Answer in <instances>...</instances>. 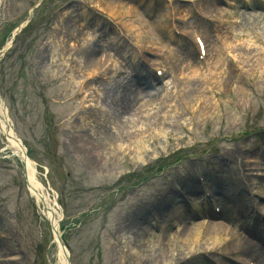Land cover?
Listing matches in <instances>:
<instances>
[{
	"label": "rangeland",
	"instance_id": "374dc122",
	"mask_svg": "<svg viewBox=\"0 0 264 264\" xmlns=\"http://www.w3.org/2000/svg\"><path fill=\"white\" fill-rule=\"evenodd\" d=\"M38 1L0 0V95L18 138L38 164L35 181L55 207L56 218H61L60 230L66 234L71 263L231 264L222 262L229 252L219 251L221 255L212 257L203 251L206 246L201 226L211 222L201 216L194 218L198 221L196 224L190 221L194 226L186 225L199 230L201 236L192 252L183 247L185 227L155 232L153 226L149 228L142 223L147 222L149 212L157 207V196L182 185L181 175L187 174L186 178L207 176L215 185L214 174H219L221 168L217 170L210 162L213 159L221 163L219 158L225 147L221 143L223 135L228 138L227 142L242 143L248 152L254 151L251 154L254 157L263 154L264 68L259 72L256 59L260 53L264 57V23L250 21L247 16L242 34H236L233 39L226 36L219 39V48L212 29L223 26L228 31V25L218 23L227 24L231 15L228 12L217 14L218 3L210 5L213 15H209L205 14L203 2L180 0L182 2L167 4L160 0L164 11L150 13L152 18L147 12L146 16L151 22L161 15L166 16L160 24L162 32L150 25L144 28L139 39L147 50H141L139 45L127 48L120 43L126 50H117L113 42L109 48L103 44L109 49L106 54L104 46L91 42L92 36L99 34V38L105 39L106 33L118 29L126 33V22L119 19L120 25H116L117 16L100 14L83 6H73L60 14L72 0H46L35 10L31 25L3 54L1 49L13 30L27 21ZM143 3L148 7L155 5L153 0H138L135 2L137 10L140 11ZM84 4L94 7L90 1ZM255 4L251 1L248 5L254 8ZM186 7L193 11L190 20L168 19L173 10ZM260 9L264 10V5H260ZM123 12L119 11L118 15ZM83 18L89 20L95 35H85L81 32L83 28L76 25L81 24L79 20ZM201 20L209 24L203 27ZM60 22L66 28L60 32L62 40L56 41ZM173 25L184 33V38L179 37L176 42L168 31ZM192 26L207 32L209 61L197 59L190 34ZM243 39H251L249 47L244 46ZM226 42L231 44V49L222 46ZM110 50L118 52L117 69L110 66ZM92 51L102 55L99 67H94ZM156 59L164 62L168 69L164 80L154 79ZM193 63L198 65L195 70L199 68L205 79L192 77V70L188 68ZM100 67L103 73L87 76ZM183 70H187L184 75ZM144 76L151 78L145 85L149 94H141V90L134 93L140 77ZM90 79L98 94L97 104L94 98L88 100L83 92L76 101H71L79 83ZM167 79L169 81H165ZM144 102H149V106L143 107ZM207 142L210 147L206 152ZM225 144L230 150L227 152L237 153L238 146ZM187 148L192 149V155L178 162L187 153H174ZM247 151L240 154L234 167L231 162L221 163L224 177L230 182L234 183L239 172L237 165L244 159L241 156L249 154ZM171 154V160L156 163ZM141 170L147 172L133 175ZM123 176L128 180L117 183ZM245 196L250 198L247 193ZM55 200L62 211L55 206ZM244 214L240 204L228 215L229 228L221 240L227 238L230 231L238 232L240 226L252 218L250 215L245 218ZM256 215L264 217V212ZM222 217H219L222 221L217 219L213 223H224ZM51 240V226L42 219L28 190L24 166L12 156L0 135V264H56V260L49 262L50 253L56 254ZM253 254L254 249H250V253L247 249L243 255L254 256L264 264L263 253L261 258L259 253ZM204 256L214 262H207Z\"/></svg>",
	"mask_w": 264,
	"mask_h": 264
},
{
	"label": "bare ground",
	"instance_id": "6f19581e",
	"mask_svg": "<svg viewBox=\"0 0 264 264\" xmlns=\"http://www.w3.org/2000/svg\"><path fill=\"white\" fill-rule=\"evenodd\" d=\"M210 2L214 3V0H211ZM217 2H221V1H217ZM126 4L127 3L116 2V4H113L114 7L111 4H107L105 8L107 9V12L109 14H111L112 16L117 15L116 25L119 24L120 20H122L121 22H126L127 23L128 27H127V31L126 32H133L134 37H132V38H133V42L134 43H137V45L141 43V41L139 39H140V37L143 36L144 28L147 27V26L149 27L151 25L153 27L155 25V27L157 28L156 31L159 32V33L162 32V30L160 28V24L162 22H164L166 16L161 15L160 16L161 18L158 17L157 20H155L154 22H151L147 18L146 14H145V13H147V8H148L149 13H150V6L148 7L147 5H144V3H143L141 5L142 13L140 14V12H139V10H137L135 4H133V5L128 4L127 6H126ZM167 4H169V3H167ZM204 4L206 5V11L212 12L210 4L209 3H204ZM212 6H214V4H212ZM123 9H125L124 12H123ZM183 9H185V8H183ZM103 10L106 11L105 9H103ZM119 11H122L124 14L118 15ZM163 11H164V5L161 6V9L159 8L158 12L161 13ZM223 13H224V11H223ZM229 14L231 15L232 11H230ZM247 15H248V18H249L250 21H251V19H253V21H255V22L256 21H261V24L264 23V14H260V13H256V12H248ZM123 16H127V17H123ZM173 16H174V10L171 13H169L167 17H168L169 20H173L174 21L175 18H173ZM239 16H240V18H242L244 20L243 13H239ZM136 20H138V21H136ZM245 20H247V16H245ZM137 22H140V24H137ZM168 31H169L170 38L172 36L173 37L175 36V33H174L175 31L173 32V29L172 30L169 29ZM163 32H166V30H164ZM240 34H241V32H240ZM112 35H113V37H112ZM112 35H110V36L113 39H115L116 41L117 40L119 41V33L117 35L116 34H112ZM248 35H250V34L248 33ZM263 40H264V33H263ZM251 42H252L251 39H245V40L243 39V41H242V43L244 44L245 47H249ZM105 44H106V42H105ZM222 46L231 49V44H229L227 42L224 43ZM140 48L143 49V47H140ZM108 52H109V49H106L105 53L107 54ZM90 56L92 58V62L94 64V67H97V66L99 67L102 64V62H103L102 55L101 56H99L98 54L95 55L93 53V51H92ZM256 63H257L259 72H261V70H263V68H264V57H263L262 53H260L258 55V57L256 59ZM217 65L218 64H216V66ZM102 68L103 67H100V68L96 69V71H92L90 73H87V76H89V75L93 76L94 72L99 73L102 70ZM183 73H184V70H183ZM162 77H164V75ZM192 77L195 78V79H200V77L202 79H205V78H203L202 73L200 72L199 68L197 70L192 69ZM76 88H77V92L78 93H80L81 91H83L84 93H86L87 91H90V89H88L87 87H83L81 84H79ZM239 92L243 93V90H239ZM94 93H95V90H94ZM146 94H149V93H146ZM70 99H71V101L72 100L76 101V96L75 97H71ZM148 104H149V102H146V103L144 102L143 103V107L149 106ZM6 120H7L6 117H4L3 104L0 102V132L2 134H4L5 138H7L11 142L12 139H10L9 136H8V131H7V127H6ZM10 135L12 137V133L11 132H10ZM221 139H226V136L223 135L221 137ZM225 143H227V142H225ZM138 144H141V142H139ZM228 145L230 147H233V144H228ZM222 150H223V152L221 153L220 158H219L221 160V163L222 162L230 163V162H233L234 160H236L237 157H239V154H237V153L235 155H231L229 152H227V151H230V150H228L227 147H224ZM231 152H235V150H231ZM17 155L21 156L20 154H17ZM221 163L217 162V163H213V164L218 165V167L222 169V167L220 166ZM251 167L249 169H251ZM241 168H243V167L241 166ZM250 173L254 174L253 173V168H252V171L250 170ZM247 176L248 175L244 174L245 178H247ZM221 177L219 179H221ZM29 178H30L31 182H33V177L31 175L29 176ZM262 184H264V182L260 183L259 188L263 189L261 197L264 198V185L262 186ZM224 190L225 189H221L222 198L220 199V201L223 198H224V200L227 199L228 191L225 190V192H224ZM233 190H235V189L233 188ZM235 191H238V189H236ZM170 194H172V192H170ZM36 195H34V196H35V198L37 200V203L41 206L42 209H44V212H43L44 215L49 217V219H50L52 217V212L49 210L50 202L46 198L43 199V198H41L39 196H36ZM170 200H171V198L168 201H170ZM224 200H223V202H225ZM40 202L43 203V204H41ZM166 203H167L166 205L168 206L169 202H166ZM243 205H245V207L247 206L245 214H248V211L250 210L251 206L249 207L246 204V201H242L241 200V206H243ZM260 206H261V208L263 207L262 204H260ZM254 207H257V206H254ZM181 208H182L181 205L173 207V210L171 212L172 215L171 214H169V215L167 214L168 218L169 219L170 218L175 219L173 213L174 212H179ZM251 210H253V212H255L253 208H251ZM232 213H233L232 205H230V206L227 205L226 206V204H225L223 206V208H222V215L225 216L224 219H230V217H228V215L229 214L232 215ZM181 216H184V215H179L178 217L180 218ZM162 218H164V217H162ZM164 220H165V218H164ZM170 222H172L173 224L176 223L175 220H171ZM261 223L262 224L255 223L253 225V229H252V226H251L249 231L247 232V234L257 236V237H255L256 239H261V240L264 241V231L261 230L262 227L264 226V220ZM187 224H188V220H185L184 221L185 229H184V231H182L183 247L188 252H192L194 250V248L199 244V242L201 240L200 239L201 236H200L199 230L195 231V229H190L189 227H186ZM205 227H206V229H205ZM205 227L201 226V229L204 228L203 232H204V238H205L204 241H205V246L206 247H204L205 249H203V250H205V251H209L210 249L212 250L213 248H215L214 246H216L217 242H220L219 245L220 244L223 245V248H226L229 245L233 246V249L229 250L230 252H239V253H241V250H244V247L250 246V245L256 247V245L253 244V241L250 242L249 241L250 239L249 240L245 239L244 236L242 234H240V233L239 234L238 233H234L236 235H230L231 231L228 234V238L230 239L231 242L229 244H226L227 243L226 238L221 240V238L224 237L227 234V232L225 233V231L228 229V226L225 227V224L213 223V224H208ZM199 228L200 227H198V229ZM146 242L147 241H144L143 244L146 245ZM262 253L264 255V248L262 249ZM144 261H146V260H144ZM60 264H62V263H60ZM248 264H249V262H248Z\"/></svg>",
	"mask_w": 264,
	"mask_h": 264
}]
</instances>
